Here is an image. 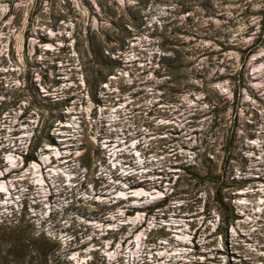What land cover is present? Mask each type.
Instances as JSON below:
<instances>
[{
  "label": "rangeland",
  "instance_id": "obj_1",
  "mask_svg": "<svg viewBox=\"0 0 264 264\" xmlns=\"http://www.w3.org/2000/svg\"><path fill=\"white\" fill-rule=\"evenodd\" d=\"M4 219L53 264H264V0H0Z\"/></svg>",
  "mask_w": 264,
  "mask_h": 264
},
{
  "label": "trees",
  "instance_id": "obj_2",
  "mask_svg": "<svg viewBox=\"0 0 264 264\" xmlns=\"http://www.w3.org/2000/svg\"><path fill=\"white\" fill-rule=\"evenodd\" d=\"M249 56H245L244 60ZM184 69V60L177 54L173 60V72L178 75V82L182 79L179 74ZM34 160V157L29 159V161ZM207 174V180L216 184V197L220 208L223 209V215L226 216L227 205L221 195L225 184L213 171H208ZM51 256L47 244L16 223V220L4 219L0 222V264H53Z\"/></svg>",
  "mask_w": 264,
  "mask_h": 264
}]
</instances>
